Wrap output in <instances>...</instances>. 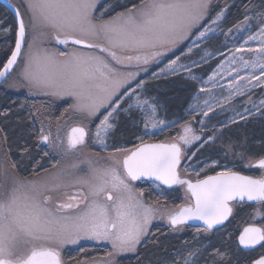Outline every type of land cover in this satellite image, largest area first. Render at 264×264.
<instances>
[{
  "label": "snow or ice",
  "instance_id": "1",
  "mask_svg": "<svg viewBox=\"0 0 264 264\" xmlns=\"http://www.w3.org/2000/svg\"><path fill=\"white\" fill-rule=\"evenodd\" d=\"M249 5L225 27L228 8L217 11L215 0H139L118 12L109 0H9L17 27L14 47L0 61V85L67 107L55 117L37 110L29 134L50 149L44 154L56 160L55 170L23 180L0 175V264H66L65 247L82 241L107 242L111 251L81 264H117L122 254L137 252L156 220L172 233L194 229L164 264H231L229 249L212 242V234L245 204L257 207L236 243L264 250V223L257 222L264 221V139L258 148L234 141L225 150V157L238 156L259 175L234 170L235 160L194 159L237 120L264 118V99L252 98L255 89L264 92V8ZM109 12L114 14L105 18ZM8 31L0 23V33ZM210 61V74L200 73ZM153 65L159 70L151 81L177 77L190 90L188 119L159 142L151 137L184 117L162 118L166 105L154 94L159 86L140 79ZM227 112L232 115L219 119ZM121 118L137 129L131 147L115 142ZM89 145L106 156L84 155L58 167ZM23 152L29 154L27 145ZM136 182L148 183L159 196L147 202ZM180 189L181 203L160 202L167 191ZM251 264H264V251Z\"/></svg>",
  "mask_w": 264,
  "mask_h": 264
},
{
  "label": "trees",
  "instance_id": "2",
  "mask_svg": "<svg viewBox=\"0 0 264 264\" xmlns=\"http://www.w3.org/2000/svg\"><path fill=\"white\" fill-rule=\"evenodd\" d=\"M12 1L17 4L15 0ZM138 2L139 0H118L117 3L116 0H109V3L116 4L114 12L123 10L120 5H130L131 3ZM215 2L219 5L217 11L221 8H228L225 27H231L232 22L238 15V9L239 11H243V6L249 5V0H215ZM103 6L102 3L98 10L102 9ZM249 6H255L256 11H260L264 8V0H251ZM20 11L22 12L21 8ZM114 12H109L105 17L113 15ZM0 23L5 28L10 29L6 34L0 33V61H5V53L14 46L16 21L11 12L1 3ZM210 45H212V42ZM214 65L211 61L201 65L199 72L208 73ZM148 80L150 79L148 78ZM150 83L153 86H159L158 93L154 94H158L161 97L162 103L166 105V112H162L161 115L166 119L180 118L182 116L185 119L184 109L187 107V98L190 90L186 88L184 82L177 77H169L166 80L163 78L154 81L150 80ZM34 99L26 93H14L0 85V134L2 136V142L0 141V155L6 159L13 173L21 178H32L36 173L54 164V160L50 158V155L46 156L44 154L47 150L44 147L36 145L34 143V137L29 136L34 127L33 117L37 115V110H39L37 107H40L39 112L50 113L54 117L59 116V113L66 107L63 102L55 106L48 101L51 104L49 108V103H38V99ZM35 126L38 127V123ZM176 132L177 126L169 131L166 130L162 134L152 136V141H163L167 139V136H172ZM135 133H137V129L132 127L130 122L121 118L119 131L115 136L117 146L122 144L126 147H131L132 144L137 143ZM262 139H264V118L256 116L248 118L246 121L237 120V123L224 129L223 137L217 140L215 145L211 146V150L205 147L195 159L202 160L209 156H218L222 162L235 160L237 163L234 166V170L255 175L256 170L244 167V161H240L238 156H233L230 153L225 157V150L226 146L234 141H247L250 147L258 148ZM25 145L29 148V154L23 152V146ZM198 149L199 147H195L193 150L196 152ZM233 151L241 152L243 149L236 148ZM13 161L17 163V168L15 169L12 167ZM3 166L4 170L5 165ZM34 166L36 172H33ZM229 166L233 165L230 163ZM0 168L2 170V165H0ZM208 174H212V172ZM136 187L144 189V196L149 202H153L157 197L152 194L154 191L150 185L147 186L144 183H138ZM183 195L184 193L181 190H169L164 194V197H161L160 202L164 203L166 197L168 204H177L182 202ZM255 207L256 205L254 204L235 207V212L229 222L223 228H220L212 234V242L216 243L218 247L223 245L229 249L231 264H251V261L260 254L257 251H244L236 243L239 225L246 220L252 219V213ZM193 231L194 229L187 228L183 233H172L166 222H158L152 226L150 235L139 246L137 252L133 256L124 258L121 263L164 264V260L168 257L169 253L176 247H179L183 241L191 239V233ZM229 236L231 239H229ZM78 259H76V264H79Z\"/></svg>",
  "mask_w": 264,
  "mask_h": 264
},
{
  "label": "rangeland",
  "instance_id": "3",
  "mask_svg": "<svg viewBox=\"0 0 264 264\" xmlns=\"http://www.w3.org/2000/svg\"><path fill=\"white\" fill-rule=\"evenodd\" d=\"M17 3H18V0H15ZM103 3V2H102ZM21 10H22V12L24 11V9L21 7ZM100 10H102V9H100ZM100 10H98V11H100ZM105 18H108V17H105ZM223 38L221 37V40H222ZM214 42V43H213ZM212 42V45H209V50H211V47L213 46V45H215V41H213ZM61 50H64V49H62L61 48ZM180 53L179 52H177V55H179ZM193 59H198V57H196V56H194L193 57ZM159 67H163V64H161ZM159 67H157L156 65H153L151 68H150V70H149V72L147 73V74H144V73H141V75H140V79H145V80H148V78L150 79V77H151V74H152V72H156V71H158L159 70ZM213 67H215V65L213 66ZM212 67V68H213ZM129 70H131V69H129ZM208 74H210V71L208 72ZM243 74V73H242ZM206 78V77H205ZM9 82H11V78H9ZM7 89V88H6ZM9 91H11V92H14V93H25L23 90H20V91H15V90H12V89H8ZM34 100H37L38 101V103H43V104H46L45 102H47V104L49 103V102H51L52 104H54L55 106H57L60 102H62V101H60V100H56V99H54L53 98V100H48V99H46V98H43V97H32ZM252 98H253V100L254 101H259L260 99H264V92H261V90L259 89V88H257V89H255L254 91H253V93H252ZM42 99H44V100H42ZM244 99H247L246 97L245 98H241V100H238L236 103L237 104H239V103H242V101L244 100ZM42 100V101H41ZM36 101V102H37ZM49 101V102H48ZM65 106L67 107V105L65 104ZM39 110H40V107H37ZM60 114V113H59ZM232 115V113L231 112H227V113H224L222 116H220L219 117V119H224V118H226L227 116H231ZM162 116V115H161ZM256 116H259V115H255V116H251V117H249V118H252V117H256ZM162 118H164L163 116H162ZM164 119H166V118H164ZM174 119H179V118H174ZM174 119H167V120H174ZM188 119V117H186L185 116V119H183V120H179V123L176 125L177 126V130L179 129V127H180V125L181 124H183L184 123V121L185 120H187ZM213 122H215V121H213ZM194 127H199L198 125H193ZM217 127H219V125H217ZM170 130V129H169ZM169 130H167V131H169ZM177 134V132L174 134V135H172V136H175ZM170 136H167V138H169ZM145 139H149L148 137H146ZM0 141L2 142V136H1V134H0ZM150 141H152V137H151V140ZM195 147H200L199 146V144H197ZM195 147H193V149L195 148ZM95 148V147H94ZM48 148H46V150H47ZM95 149H99V148H95ZM192 149V151L193 152H195L194 150ZM100 150V149H99ZM48 151L50 152V149H48ZM99 152H95V151H92L89 147H87V148H85V149H83V152H82V154L81 155H79V156H77V155H73V156H70V157H68V158H66V159H61L60 160V164L58 165V167H61V168H66V167H68L70 164H72V163H74V162H76V160L77 159H79V158H83V156L84 155H89V156H93V158H95L97 155L99 156V157H101L99 154H98ZM101 158H103V157H101ZM57 159H59V157H57ZM195 159V158H194ZM202 160H204V159H202ZM102 164L103 163H105V161L104 160H101L100 161ZM56 163V160L54 161V164ZM53 164V165H54ZM0 165H2V170H1V168H0V175H5L6 177H7V179L10 181V180H12V179H16V180H23V179H32V178H20V177H18L17 175H15L14 173H13V171H12V169L9 167V165L7 164V162H6V159L2 156V155H0ZM3 165H5V169L3 170V168H4V166ZM53 165L51 166V167H48V168H46V169H44V170H42V171H40L39 172V174L41 175V176H43V175H45V171H47V172H53L55 169L53 168ZM218 170H220V169H217V171ZM260 174V172L259 171H257L256 170V175H259ZM135 187H136V185H135ZM154 191V190H153ZM155 193V194H154ZM154 193L152 192V194L153 195H155V196H159V193L158 192H156V191H154ZM145 200L147 201V202H149L146 198H145ZM151 202V201H150ZM161 203H163V202H161ZM169 205H171V204H169ZM257 207V206H256ZM250 221H252V219L250 220ZM158 222H163L162 220H156V221H153V223H152V225L150 226V230H151V228H152V226L154 225V224H156V223H158ZM165 222V221H164ZM149 230V231H150ZM82 243H91L90 241H82L80 244H82ZM92 243H98V244H106V245H109L110 247H111V245L110 244H108L107 242H92ZM88 261H91V260H88ZM79 264H81L80 262H78Z\"/></svg>",
  "mask_w": 264,
  "mask_h": 264
},
{
  "label": "flooded vegetation",
  "instance_id": "4",
  "mask_svg": "<svg viewBox=\"0 0 264 264\" xmlns=\"http://www.w3.org/2000/svg\"><path fill=\"white\" fill-rule=\"evenodd\" d=\"M45 148V147H44ZM89 148L92 150V151H95V152H99L98 154L101 156V157H105L106 156V153H104V152H102L101 150H99V149H95L94 147H92L91 145H89ZM46 149V148H45ZM47 151H48V149H47ZM49 152V151H48ZM50 158L52 159V160H54L53 158H52V155L50 154ZM55 161V160H54ZM254 170H257V171H259L258 169H254ZM250 175H252V174H250ZM256 175V174H255ZM18 177H20V176H18ZM21 178V177H20ZM138 183H144V184H146L147 186L149 185L148 183H145V182H136V184L135 185H137ZM181 191H183L182 189H180ZM179 203H181V202H179ZM179 203H177V204H179ZM234 212H235V207H234ZM234 214V213H233ZM232 218V216L231 217H229V219L227 220V221H225V223H224V225H226L228 222H229V220ZM164 222V221H163ZM252 221H250V220H246L245 222H243V223H241L240 225H239V227H238V233H237V235H236V238L238 237V235H239V233H240V231H242V229H243V227H245V226H247V224L248 223H251ZM258 223H264V221H257ZM223 225V226H224ZM223 226H219V229L220 228H223ZM147 239V238H146ZM146 239L144 240V241H142V243H144L145 241H146ZM141 243V244H142ZM140 246V245H139ZM139 246H138V248H139ZM84 248L85 249V251L84 252H81L80 251V248ZM75 248H77L76 250H75ZM242 249V248H241ZM242 250H244V249H242ZM109 251H111V247L109 246V245H106V244H98V243H82V244H79V245H77V246H66L65 247V251H64V253H63V255H64V258H65V262H66V264H69V258H71V264H76V262H77V260L76 259H78V261L81 263V262H83V261H88V260H93V259H96V258H103V257H105L106 256V253L107 252H109ZM244 251H252V252H255V251H257V252H261V251H264V250H261L260 248H259V246H256V249L255 250H244ZM133 254L134 253H126V254H122L120 257H118L117 258V264H122L121 262H122V260L125 258H128V257H130V256H133ZM258 256L259 255H257V257L256 258H258ZM255 258V259H256ZM75 259V260H74Z\"/></svg>",
  "mask_w": 264,
  "mask_h": 264
},
{
  "label": "water",
  "instance_id": "5",
  "mask_svg": "<svg viewBox=\"0 0 264 264\" xmlns=\"http://www.w3.org/2000/svg\"><path fill=\"white\" fill-rule=\"evenodd\" d=\"M11 2L13 3V4H15L12 0H11ZM0 3L2 4V5H4L10 12H11V14L13 15V17H14V19H15V21H16V27H17V19H16V17H15V15H14V12H13V10H12V8L9 6V0H0ZM14 47V46H13ZM61 48L63 49V46H61ZM150 142H159V141H150ZM242 174H245V175H250V174H248V173H245V172H241ZM213 174V173H212ZM257 259V258H256Z\"/></svg>",
  "mask_w": 264,
  "mask_h": 264
}]
</instances>
